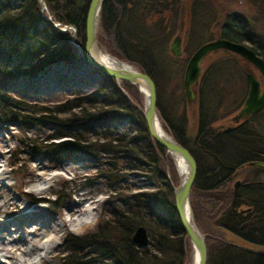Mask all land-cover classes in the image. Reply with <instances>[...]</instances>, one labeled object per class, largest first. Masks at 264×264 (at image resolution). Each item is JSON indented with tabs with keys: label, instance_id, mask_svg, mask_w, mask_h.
<instances>
[{
	"label": "trees",
	"instance_id": "1",
	"mask_svg": "<svg viewBox=\"0 0 264 264\" xmlns=\"http://www.w3.org/2000/svg\"><path fill=\"white\" fill-rule=\"evenodd\" d=\"M45 1L52 20L44 16L47 12L41 10L38 0H0V122L17 118L28 126L34 121L60 123L45 135L48 139L67 138L34 144L29 151L36 155L82 150L104 164L97 175L116 192L124 189L120 179L131 170H141L157 183L153 190L125 195L124 200L129 196L125 205L111 208L112 216L99 221L93 230L69 234V248L62 256V264H104V260L116 264H185L188 236L174 208L173 185L166 174L167 167L172 166L169 162L172 157L150 135L142 110L113 76L92 68L101 77L99 83L86 92L76 90L72 96L66 95L52 107L8 93L21 79L39 78L49 69H62L60 67L80 61L70 31L61 29L53 21L73 24L77 30L74 40L84 44L85 16L90 0ZM254 1L264 10V0ZM181 5L182 0H104L98 27L112 37L113 43L107 44L112 54L139 62V69L152 76L158 96L159 89L173 76L168 71L161 72L160 56L179 67V76L172 90L169 88L172 92L166 104L170 112L174 108L173 112L178 115L176 120L172 121L174 117L167 108H162L161 96L156 103L160 116L170 127L169 133L186 146L196 160L190 201L196 204L194 220H205L209 229L199 226L206 234L205 264H264V253L222 234L226 230L250 244L264 245V168L248 164L250 160H264V136L259 137L252 123L264 112V107L243 121L231 120L241 105V95L247 92L248 79L236 58L219 53L204 65L194 102L197 127L195 131L188 130L185 108L177 113L180 104L187 101L181 78L189 56L202 43L192 37L198 26L206 23L209 7L205 0H190L187 26L182 33L183 52L176 57L166 41L176 32ZM259 18L227 12L221 22L220 35L239 42L250 41L251 47L264 58V25L259 23ZM150 23L153 24L151 32L147 29L142 34L140 31ZM121 29L126 30L127 36ZM148 34L152 38H147ZM97 37L99 41L98 31ZM154 50L158 56L153 55ZM180 60L183 64L178 62ZM236 80L239 83L233 82ZM122 82L126 87L128 81ZM178 88L177 97L183 100L179 104L176 98L173 100ZM31 109L41 112L42 116H30ZM47 111L50 113H43ZM59 112L67 115L60 118L55 114ZM117 118L132 121L134 132H119L116 125H110V120ZM93 119L104 121L97 127L88 122ZM216 121L219 123L213 125ZM242 145L247 150L242 149ZM246 168L250 170L246 172ZM241 171H245V176L240 175ZM236 179L239 183L234 187ZM196 196L201 197L200 209ZM159 203L167 213L159 211L156 206ZM138 225L145 226L153 247L132 243L131 236Z\"/></svg>",
	"mask_w": 264,
	"mask_h": 264
},
{
	"label": "rangeland",
	"instance_id": "2",
	"mask_svg": "<svg viewBox=\"0 0 264 264\" xmlns=\"http://www.w3.org/2000/svg\"><path fill=\"white\" fill-rule=\"evenodd\" d=\"M205 1H207L209 7V13L206 16V23H201V25L198 26L196 33L192 37L193 40L199 39L202 40L203 43L206 40H210L217 37V35L220 34V29L222 27L221 22L224 21L226 13L231 11L241 14L246 18L259 16V23L261 25H264V10L256 3L257 1ZM189 2L190 0H182L185 23L184 26H187L186 11L188 9ZM214 17H216L215 20H213ZM54 22H56V24L60 25L61 27L63 26V24H60V22L56 20ZM152 26L153 24L150 23L149 27L144 28L140 32H142L143 34V31L147 29H149V32H151V30L153 29ZM67 29L72 34L73 28L69 27ZM121 30V33L123 32V35L127 36L126 30ZM177 30L178 27L174 31L177 32ZM97 31L99 33V37H101L98 41V46L104 51L111 53L110 50L112 49H110L107 44L113 43L111 41L112 37L108 35L105 31H103L100 26L98 27ZM145 32L149 33L148 31ZM174 33L171 36L172 38L175 35ZM206 35L209 36L207 37ZM75 36L72 37L71 35V38L73 39L75 38ZM171 37L166 41L167 44L171 42ZM147 38L152 37L148 34ZM74 42L77 44H82V42L78 41L77 39H73V44ZM247 43L251 45L250 41H248ZM74 47L76 50H78L75 44ZM118 47L121 49L119 44ZM158 50L161 51L163 49L159 48ZM153 55H157L156 50H154ZM213 56L206 59V63L209 64ZM118 57L119 59L124 60L137 68H140L139 62L132 61L124 56ZM160 60L163 61V64H160V67L163 68V71L161 72L163 73L168 71L173 74V76H170L167 82L163 84L164 86L159 89L160 92L158 91L161 96L159 102L161 103L162 108L164 106V109L167 108V110L169 111V105H166L167 100L170 99L168 96L172 92L169 91V88L170 90H172L173 83L177 81V77L179 76V67L175 62H169L167 60H164L163 56H160ZM178 62L182 63L181 60ZM239 62L243 69L245 67L244 65H249L243 58H240ZM75 63H77V65L75 64L72 66L60 67L62 69H49L44 72L39 78L24 80L21 79L13 86L12 89H8V93L15 97H17L18 95H23L26 97L27 100L31 102H38L40 105L46 104L52 107L53 103L59 102L61 99H64L66 95L72 96L76 90L86 92L88 90H91L92 86L101 81L100 75H98L96 72L91 71L90 66L81 62H77V60L75 61ZM256 73L258 72L256 71ZM181 79L183 80V76ZM116 81L118 85L133 99L134 104H136L142 110L144 103V94L138 88V86L136 84L133 85L128 81V83H126V87H124L122 85L123 80L116 79ZM233 82L239 83L238 80ZM157 90L156 101L160 98V96H158ZM178 92L179 88L175 90V97L173 98V100L176 98L178 100L177 103L183 102V100L181 101L179 99V95L177 97ZM235 96L237 97L236 92ZM245 96L246 93L244 92L243 97L241 95V105L237 107V110L242 106ZM156 107L163 128L167 132H169L170 127L166 124L167 122L164 121L165 119H162V117L160 116V110L158 108L157 103ZM183 107L185 108L186 114L188 115V130L195 131L197 127L195 119L196 104H194V102L188 104V102L186 101L185 104H180V108L177 113H179V111ZM172 109L174 111V108ZM173 111H169V113L172 117H174V120H171L175 121V117L178 115H175ZM28 113L30 116H34L36 118L42 116L41 112L34 111L32 109L29 110ZM43 113L50 112L47 111ZM55 114L60 118H63L67 115L65 112H59ZM103 121V119H93L89 120L88 122L94 123V126L98 127L102 125L101 122ZM214 123L218 124L219 121L213 122V125ZM252 123L259 131V137H261V135L264 136V112L261 113L258 117H256L254 121H252ZM59 124L60 123L57 124L56 122H47L42 124L40 122L34 121L31 126H28L24 122L19 121V119L17 118L6 121L5 123L0 122V218L4 219L5 217L17 216L16 218L13 217L15 219H12L13 224L8 223L6 225L7 231H5L4 225L2 227L0 225V236L5 235L6 237H10L9 239H14L18 238L17 236L22 234L25 237V241H22V239H20L19 243L23 244L25 242L26 244H29V242L31 241L30 239L37 233H39V230L35 228V225L39 224L40 220L27 219L33 217L32 215H36L37 213H39L38 209L44 212L45 216L43 220L46 221V224L48 226L55 225L59 228L57 229L56 234L52 233L50 231L51 229L47 230L46 234L55 235L56 241L53 243L52 246L50 245L51 247H48L47 249L42 251L39 250L42 253V257L38 256L40 253L39 251H37L36 254L30 256V259L34 261V264H62V256L67 252L69 248V234H80L87 230H93L95 225L99 221L112 216L111 208L125 205L129 197L127 196V198H125L124 200L123 197H125V195H129L131 192L135 191L153 190L157 187V183L154 182L152 178H150V176L143 175L144 173L141 170H131L126 172V174L120 179L122 186H124V189H122V191L116 192L113 190V188H111L105 183L104 178L98 177L97 175L101 168L104 169V164H101L99 160H97L95 157H92L88 153H84V151L82 150H60L55 152L54 154H32L29 150H32L31 147H33L34 144H44L49 142L50 140L67 138V136H64L62 138L49 137L48 139L45 135L47 132H52L54 128L57 127ZM110 125H116V129L119 132L129 131L130 133H133L135 130L133 122L126 118H117L110 120ZM257 126L260 127L262 130L259 129ZM242 149L247 150V148H244L243 145ZM233 151L234 154H237L236 150ZM171 157L172 158L169 162L172 163V166L167 167L166 174L171 180L172 185H175L180 181L183 176L180 172H178L179 170H177L178 167L175 163L173 156ZM119 163H122V161H120ZM148 165L151 166L152 164L149 163ZM147 166L143 168L147 170ZM248 170H250V168H246V172H248ZM240 173L241 176H245V171H241ZM55 174L57 175L55 176ZM2 177L4 178L1 179ZM194 196L195 194L193 195V197ZM30 197L36 199L41 198L42 200H36V202H33ZM195 198L197 202H200L199 205H197L198 209L202 208V201H200L201 197L196 196ZM14 200L16 202L18 201V204H26L27 207L24 210V217L18 216L21 209L15 208V206L11 204ZM57 204L59 205L57 206ZM59 206L60 209L58 208ZM86 206L91 207L90 209L91 212H93L92 215L94 218L93 222L87 225L88 227L85 226L76 231L73 230L76 229L72 228L73 225L70 226L67 223L62 224V218L66 219L68 217L69 212L71 213L70 210H72V208L75 210L74 213L79 214L81 212L83 213V209ZM156 206L159 211L161 210L162 212L167 213V211L163 207H160V203ZM190 206L193 215L196 217V214L194 212V210L197 211L196 204L190 201ZM195 222L198 223L197 225L200 226L202 229L209 230L208 228H206L205 220H201L200 222L195 220ZM222 234H224L226 238L238 242L240 245L247 244V242H245L239 237H236L229 231L225 230L222 232ZM4 241L5 240H1L0 244L2 245ZM146 246L153 247V244L150 242ZM193 261V246L190 239L188 238L184 262L185 264H192ZM103 262L104 264H116L115 262H111L110 260H104Z\"/></svg>",
	"mask_w": 264,
	"mask_h": 264
},
{
	"label": "water",
	"instance_id": "3",
	"mask_svg": "<svg viewBox=\"0 0 264 264\" xmlns=\"http://www.w3.org/2000/svg\"><path fill=\"white\" fill-rule=\"evenodd\" d=\"M104 0H90L85 16V40L84 44L75 46L80 51L78 57L87 64L99 68L102 72L113 76L117 80H126L134 83L140 89V84L145 86L144 103L142 114L144 116L148 131L156 142L165 147L172 156L178 154L186 163V172L180 181L173 185L174 208L181 222L183 229L189 237L193 248L198 252V257L192 264H205L207 259V244L205 233L198 227L190 206V191L196 175L197 164L189 149L176 140L171 134L158 132L156 129V119L158 117L156 107V86L150 74L126 62V66H112L94 55L96 49H102L98 45L97 30L99 24L100 9ZM41 10H47L45 0H39ZM52 20L51 15H44ZM55 25L56 22L53 21ZM72 27V37L76 35V28L71 24L60 27L66 30ZM184 28L183 17L180 21L178 33L169 44V49L173 55L179 56L182 53V31ZM73 42V39L70 38ZM224 52L232 55L236 59L243 58L249 65H244L248 79V89L242 106L231 116V120L243 121L251 114L260 110L264 106V58L259 55L251 46L244 42L231 40L218 35L217 37L201 43L189 57L183 74V87L185 98L188 104L197 99V84L204 69V62L211 53ZM255 68V69H253ZM256 71L259 73H256ZM250 165L264 168V161L255 159L248 162ZM179 172V171H178ZM239 183V179L234 181V187ZM131 241L136 245L148 244L149 238L145 226L138 225L134 230ZM244 246L264 253V245L250 244Z\"/></svg>",
	"mask_w": 264,
	"mask_h": 264
},
{
	"label": "bare ground",
	"instance_id": "4",
	"mask_svg": "<svg viewBox=\"0 0 264 264\" xmlns=\"http://www.w3.org/2000/svg\"><path fill=\"white\" fill-rule=\"evenodd\" d=\"M94 55L96 57H98L100 60H102V61H104V62H106L112 66L122 67V66L127 65L126 62L122 61L121 59L114 56L113 54H111L107 51H104L103 49H96V51H94ZM140 89L143 92H145V86L144 85L140 84ZM156 129L158 132L167 133L161 124L159 116L156 119ZM173 158L175 160V163L178 167L179 172L184 177L185 172H186V163L184 162L182 157H180L176 153L174 154ZM3 175H4V173H3ZM56 175L57 174H55V176ZM3 178L4 177H2L1 179H3ZM11 204H13L15 206V208L21 209L18 216H23V217L25 216L24 210L27 207L26 204H18V201L16 202L15 200ZM88 206L84 207L83 213L81 212L79 214L74 213L75 210L72 208V210H70L72 214L69 212L68 217L66 219L62 218L63 219L62 224L67 223L70 226L73 225L72 228H76V229H73L76 231L87 226V225H89L91 222H93L94 218L92 215L93 212H91V209H90L91 207H88ZM38 212L39 213H37L36 215H32L33 217H30L29 219H27V220H35V219L40 220V223L35 225V228H37L39 230V233H37L35 236H33L30 239L31 241L29 242V244H26L25 242L23 244L19 243L20 239H22V241H25V237L22 234L18 235L17 236L18 238H14V239H9L10 237H6L5 235L0 236V241L5 240L3 242L4 244L3 243H2V245L0 244V264H34V261H32L30 259V256L36 254L37 251H39V250L42 251V250L47 249L48 247H51L53 245V243L56 241L55 235H48V234H46V232H47V230L51 229L50 231L52 233L56 234L57 229H59V228L55 225L48 226L46 224V221L43 220L44 216H45L44 212H42L40 209H38ZM13 217L16 218L17 216L5 217L4 219L0 218V225H1V227L4 225L5 231H7L6 225L8 223L13 224L12 219L15 220ZM1 223H4V224H1ZM20 223H22V222H20ZM46 226H47V228H46ZM15 231H17V230H15ZM193 252H194V260H195L198 257V252L194 248H193ZM38 256L42 257V253L40 252Z\"/></svg>",
	"mask_w": 264,
	"mask_h": 264
},
{
	"label": "flooded vegetation",
	"instance_id": "5",
	"mask_svg": "<svg viewBox=\"0 0 264 264\" xmlns=\"http://www.w3.org/2000/svg\"><path fill=\"white\" fill-rule=\"evenodd\" d=\"M180 18H179V25H180V21H181V19H182V17H183V19H184V14H183V7H182V5H181V9H180ZM193 102H196V100L195 101H192V103ZM232 127V126H231ZM264 161V160H263ZM263 168V167H262Z\"/></svg>",
	"mask_w": 264,
	"mask_h": 264
}]
</instances>
